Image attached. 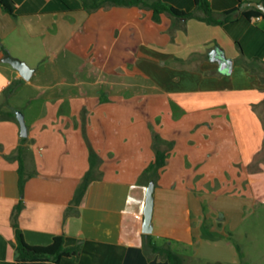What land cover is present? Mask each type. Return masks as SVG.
<instances>
[{
  "label": "crops",
  "instance_id": "crops-1",
  "mask_svg": "<svg viewBox=\"0 0 264 264\" xmlns=\"http://www.w3.org/2000/svg\"><path fill=\"white\" fill-rule=\"evenodd\" d=\"M9 1L12 14L0 7V264H20L12 226L20 202L28 245L62 236L66 248L78 247L59 264H167L153 244L183 264L204 251L218 262L234 258L229 243L217 251L223 236L210 214L225 215L224 199L264 193V17L246 16L264 0H209L216 17L233 11L222 25L166 13L157 23L148 9L104 0ZM144 1L195 8L194 0ZM213 50L232 60L231 73L210 59ZM5 53L33 70L28 80L2 62ZM153 134L172 143L155 180L143 176ZM21 145L24 169L34 172L22 192ZM89 147L100 164L73 206ZM150 181L152 232L144 234Z\"/></svg>",
  "mask_w": 264,
  "mask_h": 264
},
{
  "label": "trees",
  "instance_id": "trees-1",
  "mask_svg": "<svg viewBox=\"0 0 264 264\" xmlns=\"http://www.w3.org/2000/svg\"><path fill=\"white\" fill-rule=\"evenodd\" d=\"M195 8L193 11H183L172 6L166 5L162 2H154L147 3L144 0H104L103 3H107L113 6H138L141 8L148 9L152 11V20L154 22L160 21V15L163 13L168 14L175 20L179 19H197L205 22L208 25H222L231 20L233 11L225 12L221 15V17H216L214 12L210 6L209 0H194ZM0 7L7 13L12 14V6L9 0H0ZM99 5L94 7L98 8ZM199 13L201 15H199ZM262 16L263 13L260 10L254 9L251 14H246L247 17L250 16ZM179 22L173 23L171 29L169 30V34L173 35V32L179 28ZM19 84L13 85L9 90L8 94H12L16 87ZM23 142L25 139L22 140ZM165 148H162V147ZM172 143H168L163 141L157 134H153V149L155 153L154 161L144 170L143 176L149 177L151 180H155L158 176V172L164 167L166 163V158L168 155V151L171 148ZM26 152V147L21 145L18 147L15 158L19 163V187L22 192L23 185L25 181L32 175L34 172L27 173L23 166V157ZM100 164V158L96 155V153L89 147V171L83 178L82 182L78 186L74 197L71 201V205L77 206L81 202L83 195L86 191V188L90 182L91 172ZM22 208V202H20L14 209L12 215V226L15 231V254L16 260L20 264H59L60 260L63 257H69L77 255L78 247L66 248L64 246V239L62 236H56L52 239V242L46 246H31L28 245L19 230L17 224V216ZM146 237H149L147 235ZM152 250L155 253L163 256L167 264H183L181 257L171 251L170 249H163L158 247L157 245H152Z\"/></svg>",
  "mask_w": 264,
  "mask_h": 264
},
{
  "label": "rangeland",
  "instance_id": "rangeland-1",
  "mask_svg": "<svg viewBox=\"0 0 264 264\" xmlns=\"http://www.w3.org/2000/svg\"><path fill=\"white\" fill-rule=\"evenodd\" d=\"M238 197L239 199L230 197L218 203L219 206H222L221 211L225 215L221 216L218 210H216V216L210 214V218L219 224L216 225V228L223 236V241L220 242L217 251L224 254L226 252L224 248L229 250L228 248L233 245V249L237 250L236 256L232 258L231 255L230 261L218 262L216 259H209L211 255L204 251L200 255L202 259H199L196 264H264V193H258L255 198L251 199L243 200V196ZM207 234L206 238L208 239L219 238L212 237L216 234L215 232ZM222 243H229L226 245L228 248L224 247ZM210 245L215 246L214 243ZM212 250H214L213 254L217 252L216 249ZM194 251V248L188 249L187 254L196 258ZM181 252L184 253L183 250Z\"/></svg>",
  "mask_w": 264,
  "mask_h": 264
},
{
  "label": "water",
  "instance_id": "water-1",
  "mask_svg": "<svg viewBox=\"0 0 264 264\" xmlns=\"http://www.w3.org/2000/svg\"><path fill=\"white\" fill-rule=\"evenodd\" d=\"M255 8L259 9L263 13L264 17V5L262 3H251ZM210 59L216 61L219 70L225 73H231L232 71V60L227 59L222 52L217 53L216 50H213L210 53ZM2 62L9 64L12 68L19 72V75L24 79L28 80L33 72L24 62L19 59L12 57L9 53H5L2 58ZM16 119L20 127V136H27V127L21 112H15ZM153 191H154V182L150 181L145 192V205L143 209V224H142V233L150 234L152 232V213H153Z\"/></svg>",
  "mask_w": 264,
  "mask_h": 264
}]
</instances>
